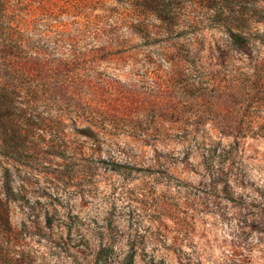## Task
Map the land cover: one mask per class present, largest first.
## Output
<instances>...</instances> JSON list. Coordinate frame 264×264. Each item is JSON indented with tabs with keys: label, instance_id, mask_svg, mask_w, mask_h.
<instances>
[{
	"label": "rangeland",
	"instance_id": "rangeland-1",
	"mask_svg": "<svg viewBox=\"0 0 264 264\" xmlns=\"http://www.w3.org/2000/svg\"><path fill=\"white\" fill-rule=\"evenodd\" d=\"M127 1L0 0V196L8 178L19 199L0 219V264H264V134L239 139L244 188L209 190L189 131L235 141L180 94L194 64L241 65L221 51L233 33L259 43L264 0L139 14ZM41 57L46 69L30 62ZM61 60L88 81L82 107L45 99Z\"/></svg>",
	"mask_w": 264,
	"mask_h": 264
},
{
	"label": "trees",
	"instance_id": "trees-1",
	"mask_svg": "<svg viewBox=\"0 0 264 264\" xmlns=\"http://www.w3.org/2000/svg\"><path fill=\"white\" fill-rule=\"evenodd\" d=\"M127 3L130 8L128 10L135 14L141 13L145 8L157 13L166 12L160 8L161 4L156 0H129ZM230 37L232 45L228 49H223L221 54L227 58L230 57L227 55L229 50L239 54L245 58L239 59L241 65H235V62L229 59L227 60L230 62L219 66L218 70L212 64L210 66L194 64V82L196 83L185 85L180 90V94L187 95V101L190 102L195 96L202 98V105L209 109L207 115L214 122H219V126H221L217 127L220 135L234 138L235 142L233 144L225 146L221 142H215L207 137L203 138L199 135V129H192L187 135V138L197 140V146L202 154V166L209 182L204 187L216 191L221 186L223 191L233 194V186L242 188L245 186L238 173L239 139H243L248 135L264 134V126L256 123L257 120L264 119V57L258 47L259 44L264 47V37L260 39L258 44H251L248 34L245 33H233ZM44 58L41 57L42 61L40 59L38 63L30 62L46 69L49 61ZM30 59H33L31 54ZM58 63L57 67L62 77L56 80V85L46 84L47 97L45 99H47V103L57 105V102H54L56 97L61 104L68 108L75 105L77 108L82 107L83 100L74 91L79 85L87 86L88 81L82 78H72L67 74L77 64L75 60H61ZM176 70L177 72L173 70L171 74L179 76L181 74L180 70H182L181 65H177ZM175 75H173V78H175ZM29 76L33 77L30 74ZM174 82H171L168 90H175ZM74 96H76L75 99ZM83 132L88 137L95 134L94 130L91 129H84ZM198 135L201 137L200 141L197 139ZM18 200L9 179L6 178L0 196V219L3 222L9 220L7 212L11 203ZM258 218H263L264 221L262 208L255 216V219Z\"/></svg>",
	"mask_w": 264,
	"mask_h": 264
}]
</instances>
